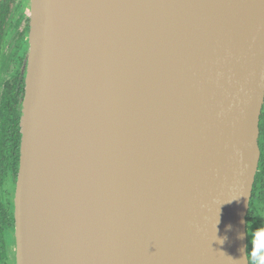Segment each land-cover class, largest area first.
<instances>
[{"label": "water", "instance_id": "water-1", "mask_svg": "<svg viewBox=\"0 0 264 264\" xmlns=\"http://www.w3.org/2000/svg\"><path fill=\"white\" fill-rule=\"evenodd\" d=\"M121 26L149 66L144 93L127 89L113 108L58 81L88 33L120 34ZM30 40L17 245L44 156L78 184L67 193L78 252L65 264H244L261 159L264 0H33ZM142 97L150 117L125 121L126 103ZM60 103L92 118L96 144L48 116ZM148 125L158 141L137 169L142 160L126 159L125 147ZM44 136L72 149L78 163L55 144L39 146ZM17 257L25 264L20 247Z\"/></svg>", "mask_w": 264, "mask_h": 264}, {"label": "bare ground", "instance_id": "bare-ground-1", "mask_svg": "<svg viewBox=\"0 0 264 264\" xmlns=\"http://www.w3.org/2000/svg\"><path fill=\"white\" fill-rule=\"evenodd\" d=\"M120 34L100 30L88 33L75 48L73 57L66 64L58 81L80 88L110 107L118 105V97L127 89L144 93L149 79V66L131 38L121 26ZM124 120L137 123L151 115L148 100L142 97L126 103ZM48 116L76 132L84 140L96 144L100 130L83 110L68 103L52 107ZM158 141V129L148 125L136 133L125 147V158L150 162V149ZM44 143L55 144L71 164L78 163L72 149L57 144L48 136ZM33 188L25 209L27 231L18 243L27 255L25 264H65L72 253L78 252V240L72 227L71 201L68 192H77L78 184L68 168L54 160L39 156L35 161ZM51 176L53 183L41 176Z\"/></svg>", "mask_w": 264, "mask_h": 264}, {"label": "rangeland", "instance_id": "rangeland-1", "mask_svg": "<svg viewBox=\"0 0 264 264\" xmlns=\"http://www.w3.org/2000/svg\"><path fill=\"white\" fill-rule=\"evenodd\" d=\"M33 0H13L12 12L5 29V39L0 56V99H5L7 84L16 74L21 58L25 56L27 72L29 66L30 38L32 27ZM2 97V98H1ZM1 102V101H0ZM264 110V105H263ZM6 118L0 112V264H18V245L16 231V193L18 179L10 170L6 149ZM6 212L13 218L10 227L4 226L2 214ZM264 228V205H255L252 220L247 224L248 239L252 246L254 232Z\"/></svg>", "mask_w": 264, "mask_h": 264}, {"label": "trees", "instance_id": "trees-1", "mask_svg": "<svg viewBox=\"0 0 264 264\" xmlns=\"http://www.w3.org/2000/svg\"><path fill=\"white\" fill-rule=\"evenodd\" d=\"M2 10L0 12V20L2 21ZM1 25V22H0ZM22 86V93H19L15 97V101L17 102L18 109L14 112H11L9 116L10 124L8 127V135H7V144L10 151L11 161L14 164V171L17 173L19 163L21 160V145H22V117H23V108H24V100L26 95V87H27V76ZM23 102V108H22ZM22 108V109H21ZM259 146L261 149V159L259 163V170L256 175L250 209L248 212V216L246 219L247 224L252 220L253 209L255 205L262 204L264 205V110L262 111L261 120H260V137H259ZM2 219L4 226L10 227L13 223V218L10 217L6 212H3ZM252 250L251 244L248 248V254H250Z\"/></svg>", "mask_w": 264, "mask_h": 264}, {"label": "flooded vegetation", "instance_id": "flooded-vegetation-1", "mask_svg": "<svg viewBox=\"0 0 264 264\" xmlns=\"http://www.w3.org/2000/svg\"><path fill=\"white\" fill-rule=\"evenodd\" d=\"M12 3H13V0H0V12H1V10L3 12V14H2L3 19H2V21L0 20V22H1V25H0V56L2 53L4 39H5V29H6V26L8 24L9 18L11 16V12H12ZM26 76H27V61H26V58L24 56L20 60L16 74L14 75V77H12L10 82L7 84L8 89L4 93L5 94L4 101L2 102V99H0V101H1L0 102V112H2V111L4 112V117L7 120L6 129H5V131H6L5 144H6V149L8 151L10 170H11V173L15 179H18V176H19L20 163H19L17 173H15L14 164L11 161L10 151H9V147L7 144L8 127L10 124L9 116H10L11 112H14L15 110L18 109L17 102L15 101V97L19 93H22V86L24 85L23 83L26 79ZM22 108H23V102H22ZM21 135H22V133H21ZM1 155H2V153H1V143H0V162H1V158H2ZM249 246H250V243H249V239H248V248H249Z\"/></svg>", "mask_w": 264, "mask_h": 264}, {"label": "clouds", "instance_id": "clouds-1", "mask_svg": "<svg viewBox=\"0 0 264 264\" xmlns=\"http://www.w3.org/2000/svg\"><path fill=\"white\" fill-rule=\"evenodd\" d=\"M240 238H244L243 233L240 234ZM220 243H223V240H220ZM240 261H244V264H264V228H259L254 232L252 250L248 256L244 254Z\"/></svg>", "mask_w": 264, "mask_h": 264}]
</instances>
